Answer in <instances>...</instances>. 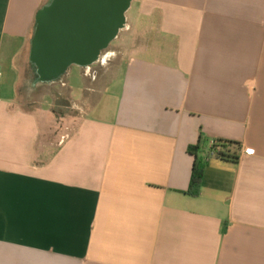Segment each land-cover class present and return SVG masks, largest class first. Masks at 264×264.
<instances>
[{
  "label": "crops",
  "instance_id": "obj_1",
  "mask_svg": "<svg viewBox=\"0 0 264 264\" xmlns=\"http://www.w3.org/2000/svg\"><path fill=\"white\" fill-rule=\"evenodd\" d=\"M47 2L0 0V264H264V0H132L121 80L60 114L19 99L68 90L32 79ZM200 138L241 153L192 197Z\"/></svg>",
  "mask_w": 264,
  "mask_h": 264
},
{
  "label": "water",
  "instance_id": "obj_2",
  "mask_svg": "<svg viewBox=\"0 0 264 264\" xmlns=\"http://www.w3.org/2000/svg\"><path fill=\"white\" fill-rule=\"evenodd\" d=\"M132 0H51L37 15L31 62L37 83L56 84L72 67L90 68L117 39Z\"/></svg>",
  "mask_w": 264,
  "mask_h": 264
},
{
  "label": "rangeland",
  "instance_id": "obj_3",
  "mask_svg": "<svg viewBox=\"0 0 264 264\" xmlns=\"http://www.w3.org/2000/svg\"><path fill=\"white\" fill-rule=\"evenodd\" d=\"M132 13L129 14L132 17ZM129 20H126L125 27L120 32L117 39H115L110 46L104 50L101 54L100 63L95 64L92 68L86 69L88 75L86 78L78 77L77 69H70V77L68 78V90L67 88H63L60 85H53L50 87H40L38 89H31L29 83L24 85L20 91L19 99L20 103L23 107L29 108L30 106H34V104L46 103L53 108L57 114L63 113L62 110L58 109L60 95L64 97L69 96L71 101H73L76 105L82 106L88 102L94 103L102 90L110 87L112 81H119L122 78L121 68L117 71L118 65L120 61L123 59V55L125 53L124 47L120 44L121 42L130 36L128 31ZM147 38H144L146 40ZM105 67V68H104ZM116 73L115 76H113ZM13 79V74L10 72V76L6 75V79ZM58 86V87H57ZM90 90V94L88 93ZM69 93V95H68ZM90 95L89 97H87ZM91 98V99H90ZM73 113L74 111H70Z\"/></svg>",
  "mask_w": 264,
  "mask_h": 264
},
{
  "label": "trees",
  "instance_id": "obj_4",
  "mask_svg": "<svg viewBox=\"0 0 264 264\" xmlns=\"http://www.w3.org/2000/svg\"><path fill=\"white\" fill-rule=\"evenodd\" d=\"M51 0L43 6L45 7ZM42 7V8H43ZM41 8V10H42ZM39 10V12L41 11ZM38 12V13H39ZM36 25L34 29V35L36 31ZM32 79L37 83L38 74L37 68L32 64ZM214 145L210 146L208 151L205 153L204 157H200V153H202V146L204 145V141L202 138L199 139V142L188 148V153L194 158L193 169H192V177L191 183L188 192L186 193L192 197H199L201 195V186L204 178V171L207 163L210 159L215 158L221 162L229 163V164H238L240 160L241 153V145L235 141L228 140H219L214 141Z\"/></svg>",
  "mask_w": 264,
  "mask_h": 264
},
{
  "label": "flooded vegetation",
  "instance_id": "obj_5",
  "mask_svg": "<svg viewBox=\"0 0 264 264\" xmlns=\"http://www.w3.org/2000/svg\"><path fill=\"white\" fill-rule=\"evenodd\" d=\"M100 61H101V58L95 64L100 63ZM95 64H93L90 68H92ZM80 69H82L84 72L86 71V69H83V68H80ZM66 103L67 102L65 100L60 98L58 109L61 110L62 106L65 105Z\"/></svg>",
  "mask_w": 264,
  "mask_h": 264
},
{
  "label": "built area",
  "instance_id": "obj_6",
  "mask_svg": "<svg viewBox=\"0 0 264 264\" xmlns=\"http://www.w3.org/2000/svg\"><path fill=\"white\" fill-rule=\"evenodd\" d=\"M1 76H2V74H1V72H0V78H1ZM214 143H215L214 141H211V142H210V146L214 145ZM248 153L251 154L252 152H248Z\"/></svg>",
  "mask_w": 264,
  "mask_h": 264
},
{
  "label": "bare ground",
  "instance_id": "obj_7",
  "mask_svg": "<svg viewBox=\"0 0 264 264\" xmlns=\"http://www.w3.org/2000/svg\"><path fill=\"white\" fill-rule=\"evenodd\" d=\"M105 68V67H104Z\"/></svg>",
  "mask_w": 264,
  "mask_h": 264
}]
</instances>
